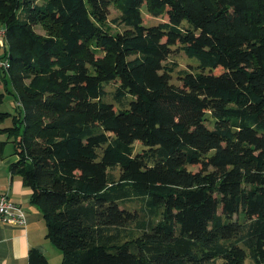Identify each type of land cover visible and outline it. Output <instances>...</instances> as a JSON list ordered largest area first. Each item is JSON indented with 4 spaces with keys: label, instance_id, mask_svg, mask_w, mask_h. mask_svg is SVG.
Returning a JSON list of instances; mask_svg holds the SVG:
<instances>
[{
    "label": "trees",
    "instance_id": "obj_1",
    "mask_svg": "<svg viewBox=\"0 0 264 264\" xmlns=\"http://www.w3.org/2000/svg\"><path fill=\"white\" fill-rule=\"evenodd\" d=\"M0 39V156L61 264H264V0H0Z\"/></svg>",
    "mask_w": 264,
    "mask_h": 264
},
{
    "label": "crops",
    "instance_id": "obj_2",
    "mask_svg": "<svg viewBox=\"0 0 264 264\" xmlns=\"http://www.w3.org/2000/svg\"><path fill=\"white\" fill-rule=\"evenodd\" d=\"M0 138L3 139L2 135ZM10 147V146H9ZM17 159L5 146L0 156V193L20 204L26 211L25 225L0 223V264H28V251L38 249L49 264H61V252L47 238V226L41 212L30 203L31 190L26 188L20 177L13 176L9 166Z\"/></svg>",
    "mask_w": 264,
    "mask_h": 264
},
{
    "label": "rangeland",
    "instance_id": "obj_3",
    "mask_svg": "<svg viewBox=\"0 0 264 264\" xmlns=\"http://www.w3.org/2000/svg\"><path fill=\"white\" fill-rule=\"evenodd\" d=\"M143 12L145 13L144 15H145V23L146 24H152V23H157V22L162 21V20H166V17H164V16L153 17L152 15L148 14L145 9L143 10ZM118 14H119L118 8L114 4H112L110 6V13H109L108 19L111 20L112 18H114ZM116 29H121V27L113 26V30H116ZM36 30L38 32H41V33L43 32V29L40 26H37ZM3 44H4L3 40L0 39V45H3ZM168 61H171L172 63L175 64V70L172 73V77H171V80L174 83H179V81H178V70H181V69L197 70V66H198V60L196 58L188 57L180 50H175L171 54V56L169 57ZM110 89H111V86H107V90L110 91ZM107 96H108L107 97L108 101H110L111 100L110 94H108ZM14 109H15L14 101H13L12 97L9 94H7L5 96L3 102L0 103V111L13 112ZM10 121L11 120L8 119L5 122V124L4 123L2 124V126L11 125ZM7 147L10 148L9 145H7ZM140 148H141V146L137 144L136 149L140 150ZM115 173L116 174L118 173V169L115 170ZM216 264H222L221 260L218 259L216 261ZM244 264H253V262L251 261L249 256H247L245 258Z\"/></svg>",
    "mask_w": 264,
    "mask_h": 264
},
{
    "label": "built area",
    "instance_id": "obj_4",
    "mask_svg": "<svg viewBox=\"0 0 264 264\" xmlns=\"http://www.w3.org/2000/svg\"><path fill=\"white\" fill-rule=\"evenodd\" d=\"M0 223L21 226L26 223L25 209L9 199L6 193H0Z\"/></svg>",
    "mask_w": 264,
    "mask_h": 264
}]
</instances>
